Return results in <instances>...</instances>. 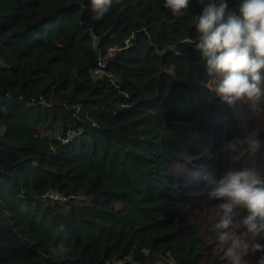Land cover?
Returning <instances> with one entry per match:
<instances>
[{"label":"trees","instance_id":"16d2710c","mask_svg":"<svg viewBox=\"0 0 264 264\" xmlns=\"http://www.w3.org/2000/svg\"><path fill=\"white\" fill-rule=\"evenodd\" d=\"M163 4L95 19L90 0H0V264H231L219 237L248 213L217 227L229 201L212 192L232 172L264 180V95L233 123L196 47L202 5ZM112 46L113 80L94 77ZM61 240L66 257L49 250Z\"/></svg>","mask_w":264,"mask_h":264},{"label":"clouds","instance_id":"9594fccd","mask_svg":"<svg viewBox=\"0 0 264 264\" xmlns=\"http://www.w3.org/2000/svg\"><path fill=\"white\" fill-rule=\"evenodd\" d=\"M119 0H90L95 19H102ZM191 0H164V8L173 16H179L189 8ZM202 11L196 18L198 35L197 49L202 53L209 75L219 74L221 79L215 92L229 105L237 100L257 102L264 91L261 72L264 70V0H241L238 8H229L228 0H199ZM255 151L259 141H248ZM216 198H227L229 202L219 205L224 216L217 225L228 228L230 216L235 206L247 210L242 221L247 229L241 236L223 233L221 243L231 240L225 256L231 264H247L242 259L251 253H264V245L256 238L264 235V180L254 169L232 172L220 181V186L212 192ZM65 231L64 226L58 228ZM56 257H66L71 249L65 240L50 247ZM256 264H264L262 255Z\"/></svg>","mask_w":264,"mask_h":264},{"label":"rangeland","instance_id":"374dc122","mask_svg":"<svg viewBox=\"0 0 264 264\" xmlns=\"http://www.w3.org/2000/svg\"><path fill=\"white\" fill-rule=\"evenodd\" d=\"M221 79L220 75L218 74L213 80L210 81L209 83V87L212 89V91L216 94L215 92V87L218 84L219 80ZM217 95V94H216ZM219 97V96H218ZM262 98H260L259 101L257 102H248L246 100H237L235 101L233 104L229 105L227 103V101H223L224 103V107L226 109H228L231 114H232V122L236 123V122H248L249 120H251L253 117L256 116V113L258 111L260 102H261ZM172 170H177V171H182L181 168H179L178 166H174L172 165ZM220 223V221L217 222V225ZM237 234L236 236H241L243 233L246 232V230H244V228H238L236 229ZM257 242H259L261 244V240L256 238ZM251 251L249 252L248 255L243 256L242 259H246L247 257L251 256ZM226 260H229V258L226 257ZM245 261V260H244ZM231 262V261H230Z\"/></svg>","mask_w":264,"mask_h":264},{"label":"built area","instance_id":"2783aa9c","mask_svg":"<svg viewBox=\"0 0 264 264\" xmlns=\"http://www.w3.org/2000/svg\"><path fill=\"white\" fill-rule=\"evenodd\" d=\"M125 44L126 46H128L129 40H127ZM120 50L121 48L119 46H112L107 49L106 53L98 59L97 67L93 71L94 77L99 78V79L107 78V79L113 80L112 74L107 72V66L109 64V61ZM47 197L52 201L54 200V201L65 202V203L68 201L67 198L57 193H49ZM107 264H121V262L114 261V262H108Z\"/></svg>","mask_w":264,"mask_h":264}]
</instances>
